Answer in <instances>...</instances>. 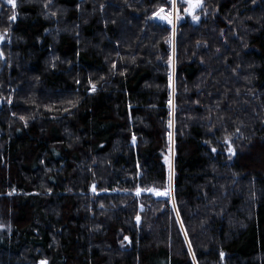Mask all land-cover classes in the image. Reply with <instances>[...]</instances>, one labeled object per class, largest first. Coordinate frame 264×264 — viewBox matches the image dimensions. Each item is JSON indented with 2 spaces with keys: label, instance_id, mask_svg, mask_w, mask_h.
Masks as SVG:
<instances>
[{
  "label": "trees",
  "instance_id": "obj_1",
  "mask_svg": "<svg viewBox=\"0 0 264 264\" xmlns=\"http://www.w3.org/2000/svg\"><path fill=\"white\" fill-rule=\"evenodd\" d=\"M256 1H0V264H264Z\"/></svg>",
  "mask_w": 264,
  "mask_h": 264
},
{
  "label": "snow or ice",
  "instance_id": "obj_2",
  "mask_svg": "<svg viewBox=\"0 0 264 264\" xmlns=\"http://www.w3.org/2000/svg\"><path fill=\"white\" fill-rule=\"evenodd\" d=\"M7 2L9 4H11L13 6V8H15V0H7ZM168 2L171 4V9L169 10L168 13H165L164 7H159L157 9V11L153 13V16L157 17L161 21H166L167 23L172 24L173 23L172 16H173L174 13H175V18L177 20H179L181 17L179 15L178 11H177V0H168ZM182 2L187 5V7L184 9V11L187 14L192 15V19L194 21L198 20L199 17L194 15L193 13L195 12V10L197 8H200L202 6V0H182ZM10 19H13V20L15 19V13H13V15H12V17H10ZM172 63H173L172 62V58L169 57V65L171 66ZM171 82H172V73L170 71L169 72V84H170V86H171ZM92 89L95 90V85H92ZM170 97H171V93H170ZM169 105L171 107V99L169 100ZM170 115H171V113H170ZM21 119H23V117H21ZM169 126L171 127V121L169 122ZM169 139L171 140V134H169ZM133 143H135V137H133ZM225 143H228V138L227 137L225 138ZM212 151L215 152L216 149L213 148ZM228 151L232 155L235 154L234 150L232 149L230 144H229V147H228ZM169 179L171 180V176L169 177ZM93 191H95V188H93ZM140 191H141V189L137 188V195L140 194ZM147 191H150V192L154 193L157 196H170L171 195V191L170 190L158 191L155 188H150V189H147ZM173 208H175V204L174 203H173ZM137 220L139 221V217H137ZM124 239L127 240L128 237H125ZM189 250L191 251V248ZM223 256H224V253L222 252L221 253V258L222 259H223ZM193 259H195V258L193 257ZM39 264H47V261L41 260L39 262Z\"/></svg>",
  "mask_w": 264,
  "mask_h": 264
},
{
  "label": "rangeland",
  "instance_id": "obj_3",
  "mask_svg": "<svg viewBox=\"0 0 264 264\" xmlns=\"http://www.w3.org/2000/svg\"><path fill=\"white\" fill-rule=\"evenodd\" d=\"M2 3H3V7L4 8H6L5 6H7V7H9V6H12L11 4H9L8 2H7V0H0ZM31 1H38L39 2V0H31ZM263 0H257L254 4H259V3H261ZM17 2H19V0H15V4L17 3ZM187 7V5L186 4H184L183 2H182V0H177V11H178V13H179V15H180V17L181 18H183L184 16L183 15H185L186 16V18H188V20L190 21V22H193L194 20L192 19V15H189V14H187L185 11H184V9ZM171 9V8H170ZM170 9H166L165 10V13H168L169 12V10ZM199 8H197L196 10H195V12L193 13L194 15H196V16H198L199 17V19L197 20V21H200V18H201V15L199 14ZM155 19L157 20V21H159V22H163V23H165V24H168V25H171V27H172V31H173V35L175 36V26H176V24H177V22H178V20L175 18V13L173 14V16H172V19H173V23L172 24H169V23H167L166 21H161L160 19H158L157 17H155ZM180 20V19H179ZM7 34H6V32H4V31H0V54H1V52H3V47H4V45H5V43L7 42ZM1 56V55H0ZM1 58V57H0ZM2 58H4V56H2ZM3 102V99H2V97L0 96V105H1V103ZM167 158V159H166ZM163 161H164V163L167 165V167H168V170H169V173H170V176H171V180L169 179V190L171 191V197H172V186H173V149L172 148H170V150L168 151V153L164 156V158H163ZM175 209V208H174ZM175 212H176V210H175ZM176 214H177V212H176ZM4 227H5V225L2 223V222H0V230L1 229H4Z\"/></svg>",
  "mask_w": 264,
  "mask_h": 264
}]
</instances>
